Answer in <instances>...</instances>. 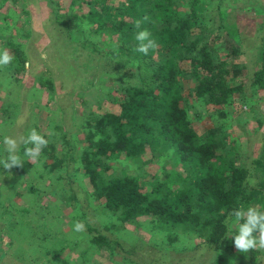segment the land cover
Returning <instances> with one entry per match:
<instances>
[{"label": "trees", "instance_id": "obj_1", "mask_svg": "<svg viewBox=\"0 0 264 264\" xmlns=\"http://www.w3.org/2000/svg\"><path fill=\"white\" fill-rule=\"evenodd\" d=\"M47 1L57 26L78 36L85 31L83 41L77 38L78 45L89 51L93 47L94 51L96 46L91 41L95 38L114 43L112 52L104 54V62L123 75L110 99L117 112L82 111L85 137L81 151L77 152L64 137L69 150L57 156L58 133L44 134L48 145L41 157L49 175L67 166L70 177L67 157L77 162L76 173L88 180L91 199L100 203L102 214L108 215L107 231L119 227L124 230L128 225L145 227L169 250L192 241L194 247L189 252L208 249L218 263L223 262V254L240 261L242 254L227 237L225 221L241 205L264 206V151L249 163L238 139L223 135L218 126L228 120L237 96L244 105L251 102L246 90L248 65L241 58V46L228 43L235 33L229 35L230 30L223 25L225 0H70L69 5L65 0ZM5 6L21 7L18 0H0V12ZM26 7L23 1L22 22H17L18 15L9 14V8L0 28L2 49L14 58L10 65L0 68V78L8 90L0 99V111L7 121L13 120L9 115L12 95L21 87L29 63L21 43V39L30 37ZM233 18L255 23L238 11ZM141 30L149 31L158 44L147 56L136 51L135 34ZM14 31L18 35L14 36ZM223 31L228 32L226 46L220 44ZM223 47L228 51L225 56L219 51ZM261 48V61L251 80L253 93L256 89L264 92V39ZM111 55L117 61H111ZM36 85L53 94L54 81L39 77ZM207 119L216 123L203 125ZM56 130L61 131V127ZM23 157L21 167L12 171L15 177L24 179L33 175L36 164ZM122 159L136 171L126 168L113 173V163ZM161 161L167 165L159 171H147ZM30 180L22 185L26 194L18 191L12 195L11 188L16 190L18 184L15 180L0 188V222L7 225L2 232L10 239L13 264H90V253L94 257L101 250L115 254L113 245L117 241L108 236L86 237L73 231L79 217L74 204H79L76 190L61 191L67 196L65 206L76 207L66 223L50 204H41L45 194L40 195ZM23 198L30 199V204H14ZM82 237L87 240L85 250L74 252L82 245ZM247 256V264H264V250H250ZM111 263L142 264L129 257L112 259ZM0 264L5 261L0 259Z\"/></svg>", "mask_w": 264, "mask_h": 264}, {"label": "rangeland", "instance_id": "obj_2", "mask_svg": "<svg viewBox=\"0 0 264 264\" xmlns=\"http://www.w3.org/2000/svg\"><path fill=\"white\" fill-rule=\"evenodd\" d=\"M23 1H25L27 6L25 14L29 16L30 20L27 25L30 37L19 39L25 46L29 63L27 64V73L23 76L21 87H18L17 91L15 89L12 95L14 102L9 115H11L13 120L8 119L7 121L0 111V140L6 135L19 139L21 136H25L30 129L35 128L43 135L58 133V141H56L59 144L57 156H59V153L63 156V152L65 153L69 150L67 142H71L76 147V151L79 152L82 150L81 142L85 137L81 129V123L84 121L82 111L84 110L85 113H105L117 112L118 110L117 106L110 102V99L113 98L118 82L123 80V75L120 72L109 69L108 63L104 62V54L112 52L114 43H105L103 37H98L91 41L96 46L94 51H92L93 47L89 51L80 43L78 45V39L83 41L85 38V31L78 36L74 31H64L62 27L57 26L54 22L55 18L52 8L47 0H18V5L21 6L18 7L19 11L16 8L12 9L11 6H5L0 12V28L4 26L5 22L2 19L4 16L7 17L4 13L8 12L9 8L11 10L9 14L18 15L16 17L17 22L23 21V11H21ZM65 3L69 5L70 0H65ZM65 7L68 8L69 6L65 5ZM237 11L244 14L245 17L255 20V23L250 24L249 20L246 19L241 22L234 19L233 16ZM224 12L226 14L223 25L230 30L229 35L232 32L236 35L234 40L228 43L229 45L237 44L241 46L243 54L241 58L247 63L249 68L246 90L251 102L244 105L240 101V97L237 96L233 107L229 111L228 120L219 122L218 126L223 130V135H227L232 140L238 139L241 146L245 148L243 153H245L246 157H244L247 158L246 160L249 163H252L264 151V92L256 89L255 93H253L251 86V80L260 64L262 55L264 0H225ZM229 19H232V21H229ZM83 29L85 28L83 27ZM2 33L3 29H0V35ZM17 33L19 32L14 31L13 35L16 36L18 35ZM221 33L224 39L220 41V44H224L226 40H229L228 32L223 31ZM2 44L0 39V49L3 48ZM223 46H226V43ZM219 49L222 56L228 54L226 48ZM115 59L117 61V57ZM115 59L111 55V61H115ZM2 74L0 72V75ZM39 77L54 81L55 87L51 96L46 89L42 91L37 85V87L35 86ZM7 91V89H4L3 78H0V99L5 96ZM16 113L17 115L15 116ZM215 123V121L209 119L202 122L203 125L207 126H213ZM57 127H61V131H57ZM64 137H66L64 140H67L66 144H64ZM0 148L2 149L0 157L6 156L7 154L3 152L2 143H0ZM22 151L23 146L21 145L19 152L21 158L23 157ZM41 156L38 160H30L36 164V169L32 172L33 175L31 177L27 176L24 179L18 176L15 177L12 168L7 170L0 168V188L5 189V186L8 187L7 185L13 182L12 180H15L14 182L18 184L15 185L17 187L16 190L11 188L12 195H15L18 191H24L26 194L27 189L25 185L24 187L22 185L31 179V186L40 195L45 194L41 204L44 206L50 204V208L53 211L60 212L59 217L66 223L70 222L72 209L77 207L75 210H77L80 220L79 217L76 220L85 225L84 231L78 233H84L86 237L101 234L108 236L115 243L117 241L119 245H113L116 249L115 254L111 255L101 250L99 255L94 257L90 253L88 255L90 264H112V259L121 261L122 258L126 257L142 264H247L248 256L242 252L240 261L233 260L223 254L222 263H218V258L215 255L213 257L211 250L202 249L198 252H189L188 250L194 247V243L191 240L189 244H179L169 250L164 242L159 240L160 237L158 239L155 238L145 227L128 225L124 230L119 227L107 231L105 225L108 224V215L102 214L100 203L91 199L89 195L91 188L88 180L82 178L81 174L76 173L79 168L78 163L70 162V157H67L66 163L70 164V177L67 175V166L49 175L44 168L45 160ZM52 163L54 161L50 160V164ZM164 164L165 162L161 161L149 167L147 171H150V169L159 171ZM126 168H129L130 172L136 171L134 165L123 161V159L113 163V173H120ZM59 177H63V179L59 181ZM71 188L78 192L77 199H79V204L70 201L76 207H66L67 196H64L61 192L62 189L67 191ZM2 202L5 203L3 199ZM30 202V199L23 198L16 199L14 204L21 207L30 204ZM140 222L145 223L144 220ZM5 225L4 221L0 222V259L5 261V264H13L12 256L14 253L10 249V239L5 234L6 232H2V229L5 230ZM80 235L76 234L78 237ZM82 239V245L75 248L74 252L76 250L77 253H81L85 250V245L83 244H86L87 240L83 237Z\"/></svg>", "mask_w": 264, "mask_h": 264}, {"label": "clouds", "instance_id": "obj_3", "mask_svg": "<svg viewBox=\"0 0 264 264\" xmlns=\"http://www.w3.org/2000/svg\"><path fill=\"white\" fill-rule=\"evenodd\" d=\"M136 28H140L137 22ZM136 51L147 56L149 50L158 47L157 42L151 38V33L147 30L136 32ZM13 56L7 49H0V68L10 65ZM0 143L3 145V152L7 155L0 157V168L5 170L13 167H21V156L19 155L21 145L23 146V156L30 160H38L41 153L48 145V139L41 135L35 128L30 129L25 136L19 139L10 135L3 136ZM228 235L234 243V247L247 254L250 250H264V206L241 205L234 209L225 221ZM85 225L82 222H75L74 232H83Z\"/></svg>", "mask_w": 264, "mask_h": 264}]
</instances>
